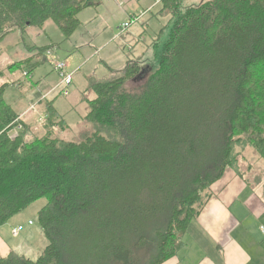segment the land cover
<instances>
[{"label": "trees", "instance_id": "16d2710c", "mask_svg": "<svg viewBox=\"0 0 264 264\" xmlns=\"http://www.w3.org/2000/svg\"><path fill=\"white\" fill-rule=\"evenodd\" d=\"M158 1L171 26L157 68L127 62L90 80L95 97L85 121L93 131L82 140L54 136L67 125L48 102L44 135L26 142L28 126L0 87V226L45 199L37 217L47 242L34 261L10 253L0 264H163L182 249L188 225L227 169L255 174L248 155L264 168V0H206L185 9L184 0ZM98 6L0 0V42L47 21L68 39L78 15ZM40 64L28 59L18 67L29 76ZM138 78L143 85L127 90Z\"/></svg>", "mask_w": 264, "mask_h": 264}, {"label": "rangeland", "instance_id": "374dc122", "mask_svg": "<svg viewBox=\"0 0 264 264\" xmlns=\"http://www.w3.org/2000/svg\"><path fill=\"white\" fill-rule=\"evenodd\" d=\"M97 1L100 5L96 9L87 8L78 16L80 26L68 39L64 38L52 21H47L41 28L29 27L24 32L14 30L0 42V87H5L2 99L19 115L18 120L27 114L25 119L30 127L24 136L26 142L44 135L45 104L48 102L52 103L67 125L64 132L56 128L54 136L66 142L82 140L93 131L92 125L85 121L88 101L95 97L88 89L90 80L110 77L109 69L114 73L120 72L127 62H140L144 65L143 69L157 68L158 54L171 26V16L161 12V4L155 7V0ZM204 1L184 0L181 9ZM149 5L151 8H148ZM146 10L149 11L130 24L132 16L137 17ZM124 24L128 26L124 27ZM155 40L160 41L157 47L152 45ZM41 48H48V51L39 54L37 50ZM28 59H32V62L42 61L29 76L28 67H18V63ZM59 64L66 65V71L72 79L67 95H63L65 89L55 70ZM142 85L143 80L138 78L129 82L126 89L137 90ZM253 159L248 155L251 165H255ZM242 170H245L244 166ZM261 177L264 187V174H251L249 179L257 180ZM45 203V199L34 202L12 222L21 220L23 223L31 217L33 228L40 230L37 214ZM13 242L20 245L21 250H16L19 255L33 261L44 251L35 249L23 235Z\"/></svg>", "mask_w": 264, "mask_h": 264}, {"label": "crops", "instance_id": "0c3cea01", "mask_svg": "<svg viewBox=\"0 0 264 264\" xmlns=\"http://www.w3.org/2000/svg\"><path fill=\"white\" fill-rule=\"evenodd\" d=\"M158 3L153 2L155 7ZM158 42L155 40L152 45L157 47ZM135 63L144 67L140 62ZM26 116L21 120L29 126ZM254 169L255 175L258 171L264 174L261 163L255 164ZM250 175L240 176L232 169L225 171L211 186L210 196L200 213L188 225L182 237V249L163 264H264V233L260 231L264 227L263 178L251 180ZM16 216L0 226V259L10 253L20 254L16 252L20 249L19 243L13 242L20 235L26 241L29 239L37 250H44L47 245L42 230L33 228L31 217L23 223L21 220L12 222ZM18 227L22 230L13 236V230Z\"/></svg>", "mask_w": 264, "mask_h": 264}, {"label": "built area", "instance_id": "2783aa9c", "mask_svg": "<svg viewBox=\"0 0 264 264\" xmlns=\"http://www.w3.org/2000/svg\"><path fill=\"white\" fill-rule=\"evenodd\" d=\"M149 10H146V11H143L139 14V16H133L132 18H130V24L133 23V22H136L138 21L146 12H148ZM128 24H124V27H127ZM59 75V77L61 78V84L64 86V89L65 91L63 92V95H67L68 94V91H67V88L71 85L72 83V79H71V76L70 74H68V72L66 71V65L65 64H59L57 65L56 69H55ZM22 130V126L21 125H18L17 128L13 129L14 133L18 132V131H21ZM13 135H11L12 137H15L16 136V133ZM29 224L31 225L32 222H29ZM22 230V227H18L17 229L13 230V233L12 235L15 236L16 233L20 232ZM260 231L262 233H264V227H261L260 228Z\"/></svg>", "mask_w": 264, "mask_h": 264}]
</instances>
